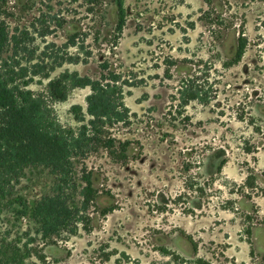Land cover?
Segmentation results:
<instances>
[{
    "label": "rangeland",
    "instance_id": "374dc122",
    "mask_svg": "<svg viewBox=\"0 0 264 264\" xmlns=\"http://www.w3.org/2000/svg\"><path fill=\"white\" fill-rule=\"evenodd\" d=\"M122 6L121 33L114 0L0 6L26 32L32 64L54 66L51 77L97 78L103 64L119 72L130 116L111 131L129 141L126 162L104 149L83 160L98 191L85 227L40 238L29 211L50 193L44 167L25 168L11 195H0V264H264V0ZM192 87L198 98L185 104ZM89 92L74 88L53 104L62 123L78 125L70 106L84 110Z\"/></svg>",
    "mask_w": 264,
    "mask_h": 264
},
{
    "label": "trees",
    "instance_id": "16d2710c",
    "mask_svg": "<svg viewBox=\"0 0 264 264\" xmlns=\"http://www.w3.org/2000/svg\"><path fill=\"white\" fill-rule=\"evenodd\" d=\"M6 1L0 0V6ZM114 5L115 31L121 33L122 0H114ZM12 15H0V195H11L25 168H46L53 175L50 193L36 200L29 212L39 224L40 238L52 240L74 232L78 223L85 227L90 208H98V191L83 160L99 149L113 160L126 162L129 158V141L111 132L116 125L130 122L129 110L123 101L120 73L107 69L105 64L97 78L68 70L51 77L54 66L32 64L26 32L10 26L7 19ZM75 37L70 36V44H74ZM244 47L241 35L233 62L240 59ZM44 80L40 90L30 88ZM86 86L90 92L85 96V109L78 104L70 106L78 125L62 123L53 104L64 100L70 90ZM188 90L192 94L186 97L185 104L198 98L193 87ZM75 158L81 160L78 171L73 165ZM20 203L26 210L25 203ZM110 209L101 208L99 213L105 215ZM8 263L4 260L1 264Z\"/></svg>",
    "mask_w": 264,
    "mask_h": 264
}]
</instances>
